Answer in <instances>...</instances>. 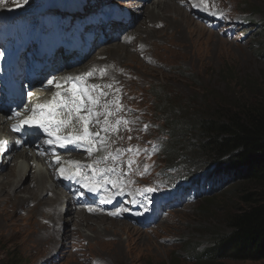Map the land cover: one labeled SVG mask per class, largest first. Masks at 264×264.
Returning a JSON list of instances; mask_svg holds the SVG:
<instances>
[{
    "label": "rangeland",
    "instance_id": "obj_1",
    "mask_svg": "<svg viewBox=\"0 0 264 264\" xmlns=\"http://www.w3.org/2000/svg\"><path fill=\"white\" fill-rule=\"evenodd\" d=\"M183 1L185 5L180 8L184 17L201 25L204 32L199 33L197 29L184 26L187 25L185 22L181 23L178 31L173 25L168 26V23L161 31H157L162 24L160 18L148 14L137 25L141 0L72 2L78 6L70 10L72 16L81 14L77 13L80 11L79 4L83 7L92 6L82 12L105 7L109 13L116 9L125 12L132 16L131 22L137 25L127 32L130 35L126 36V42L112 41L115 44L106 46L119 49V57L113 58L119 61L115 72L111 57L107 59L104 55L107 53H103L106 47L95 49L96 46H93L89 55L92 57L100 53V60L96 59L90 64L84 62L83 67L73 68L76 73H87L86 68H89L92 75L88 77L92 85L98 86L104 93L102 103L108 111L105 112L103 122L104 141H101L95 157L100 159L98 169L106 172L107 179L115 188H122L123 207L121 202L119 207L111 210L99 206L94 208L93 204H88L87 210L94 208L91 209L94 213L90 214L94 217L77 221L65 212L66 201L62 202L59 209L67 222H58L53 234L55 239L58 238L57 232L60 235L66 232L70 237L57 241V247L47 250L46 241L41 239L44 236H38L40 231L32 229L28 213L15 206L11 200L7 210L0 206V262L9 256H17V264H196L206 258L204 254L216 236L227 232L225 217L244 208L240 191H237L242 183L236 177H222L219 190L209 192L206 188H198L194 195L196 189L186 183L185 179L179 178V173L196 170L190 169L189 165L179 164V161H172L174 143L164 128L172 122L168 116L170 104L174 108L182 107L191 112L202 107H213L214 101H224L232 93L245 95V87L240 84V80L246 77L252 83L261 84L264 92V23H259L260 20L264 21V0H203L205 3L202 0ZM58 2L61 6L62 2L69 4L64 0H0V23L8 20L13 12L29 11L38 5L57 10L50 4ZM173 2L178 3L175 0ZM171 23L179 26L176 20ZM13 28V34L0 30V49L23 32L16 26ZM148 31L150 34H146ZM107 32L110 33L109 30ZM165 34H169V43L163 42ZM111 37L116 41L122 38V34ZM39 48L40 44L37 46ZM126 53L133 58L124 55ZM6 56L5 51H0V58ZM113 73L118 85L111 80ZM95 74L100 76V80ZM165 105L168 109L163 110ZM126 116L129 122L124 130L123 120ZM113 150L120 157L124 156L125 161H131V164L126 165V174L133 179L131 186L124 185L125 164L113 159H117ZM18 152L20 150L11 152L7 159H12ZM18 159V162L27 166V161L21 158L15 160ZM29 160L33 172L36 166L44 171L42 164L35 163L33 158ZM207 166L210 165L203 167ZM210 167L213 168L208 167L206 171L218 170L216 165ZM6 170L7 166L0 170L2 179ZM17 174L12 177V181L19 179ZM104 175L100 173L99 177ZM51 177L50 174L46 175L49 185ZM214 182L219 185L217 180ZM180 184L186 192L181 190ZM19 185L33 187L31 180H25V175ZM53 185L49 186L50 189L52 187L54 191L62 192L63 198L67 199L66 192L54 182ZM206 185H209L208 181ZM148 188L153 191H146ZM19 194L20 199H26L27 193ZM44 195H50L49 188L42 193V197ZM117 209H120L117 215L109 214ZM100 211L106 220L115 219L128 224V229L120 232L117 246L111 243L116 239L115 236L108 238L111 230L108 233L110 236H105L106 244L96 245L97 238L91 228L95 227L94 218H98ZM40 223L43 225L42 219ZM75 227L79 229L78 235L73 232ZM98 227L95 230L101 233L103 228H113L104 222H98ZM215 262L264 264V260L235 261L227 258L216 259Z\"/></svg>",
    "mask_w": 264,
    "mask_h": 264
},
{
    "label": "trees",
    "instance_id": "obj_2",
    "mask_svg": "<svg viewBox=\"0 0 264 264\" xmlns=\"http://www.w3.org/2000/svg\"><path fill=\"white\" fill-rule=\"evenodd\" d=\"M250 81L248 77L240 80L245 95L232 93L224 101H214L213 107L191 112L170 104L172 122L164 131L174 143L172 161L196 170L180 173L186 183L197 189L196 193L207 181L209 192L219 190L222 177H236L242 183L237 191L244 208L225 217L227 232L216 236L206 258L196 264H220L215 261L222 258L264 260V92L261 84ZM214 164L218 170L206 171ZM18 261L17 256H9L0 264Z\"/></svg>",
    "mask_w": 264,
    "mask_h": 264
},
{
    "label": "bare ground",
    "instance_id": "obj_3",
    "mask_svg": "<svg viewBox=\"0 0 264 264\" xmlns=\"http://www.w3.org/2000/svg\"><path fill=\"white\" fill-rule=\"evenodd\" d=\"M173 1L169 2V0H145V2L141 4V8L139 9L140 19L138 20L137 25L140 24L139 22L143 19V16L148 14V15L154 16L155 18H160L162 24L159 25V29L157 31H161L167 23H168V26L169 24L173 25L174 29L178 31V29L182 26L181 23L185 22L187 25H184V26H187L189 28L192 27L195 30L197 29L199 33L201 31L204 32V29L201 27V25L196 24L195 22L189 21L182 14L181 8H183V6L185 5L184 1L175 0L178 2L176 4H174ZM202 2L204 1L202 0ZM116 11H120V10L116 9ZM175 20L177 21L179 26H176L173 23H171ZM131 21L132 19L127 21L126 25H130L134 29L137 25L136 24L134 25V23H132ZM185 23H182V24H185ZM108 30L110 31V33H116V32L119 33V31L116 28L107 27L105 25H102L100 28L97 29V31H108ZM120 33H121V30H120ZM146 34H150L149 31L146 32ZM167 37H169V34L164 35L163 42L169 43V40ZM107 42H110V40H108ZM114 42L103 46L102 49H104L106 46L115 44ZM117 46H120V45H117ZM115 48L118 49L117 47ZM114 49L112 47L111 48L106 47L104 51H107V52L103 51V53L108 54V55L104 54L105 58L108 59L109 57H111V62H113L114 64L113 69L115 72L117 65H119L118 63L119 61H114L113 58L119 57L118 56L119 49L115 52L113 51ZM54 50L55 49L52 50V53L54 52ZM124 55H127V53ZM100 56H101L100 53L93 55L92 57L88 58L85 61V63L86 64L94 63L95 61L100 60L99 59ZM127 56L131 57L130 55H127ZM85 63H82L78 66L83 67L82 65ZM88 69L89 68H86V71L87 73H90L91 71H89ZM62 73L70 74L71 70H68L67 68H63ZM72 75L77 76L78 74H72ZM96 77L98 78V80H100V76L96 75ZM84 79L85 80L80 83V89L83 90L87 86H89L92 92L88 93V95L91 96L93 100L96 101L95 103H90L88 101V97H82L83 106L81 107L80 111H81L82 116L88 120V128H89V133H90L89 138L84 141H78L76 144L65 142L64 147H60L59 144L47 145L43 141L40 147L43 149L44 156L51 157V155H55V154L59 155L60 159L64 163L68 164L73 169L77 170V172L81 176L84 177L82 181L85 184L87 183V180H89V185L92 186L95 191L94 195L98 201L97 206L106 207V209L111 210L115 207H119L120 202L123 198V192L121 191L122 188H120L121 190L115 188V186L109 181V179H107L106 172L100 171L101 168L98 169L100 159L95 157L96 151L100 150L101 141H104V123L103 122L105 118V112H108L102 103L103 97L105 96L101 88L93 89L91 87L92 83L87 74L85 75ZM111 80L114 83H116V77L114 76V73L112 75ZM116 84L118 85V83ZM41 92L42 94L39 97L44 99V98H50L51 96H55L58 91L53 89L52 84L44 83L41 86ZM89 108L91 109V112L88 111ZM8 116L9 114H6V113H4L3 115H0V139H6L8 142H10L11 140L8 139L6 128L9 130L11 135L15 134V130L11 128L12 126L11 122L9 120H5V118ZM21 119H25V118H21ZM128 122L129 120L126 116L123 120L124 130L126 129ZM16 124L18 127L19 124L18 123ZM84 126H85L84 119L77 120L73 123V128L79 136L83 135ZM111 143L114 144V142H111ZM89 148L91 149V151L88 150ZM19 150L20 152H18L15 156H13L12 159H7L8 154H9L8 153L6 157L2 158L0 161V170H2L3 168L7 166V170H6L7 172L5 173V177L3 179L0 177V189H1V194H2V196L0 197V206L3 207V209H6L8 202L12 200L13 201L12 203H14L15 206L19 207V209H22L23 212H27L28 213L27 216L29 217L30 225L32 229H35L36 231L41 232V233L40 232L38 233V236H44L41 239L46 241V249L49 250V248H52L54 246L57 247V241H60V240L63 241L67 237H70L69 235H67L68 233L66 232L62 235H60L59 232H57L58 238L55 239L54 234H53L54 231L56 232L55 227L58 225V222L65 221L63 219V215L61 212L62 210L59 209V206L62 204V202L64 203L65 201H67V199H64L65 197L63 198L62 192L58 193L54 191L52 187L50 189L49 187L50 185L54 186L53 182L57 184L53 176L50 179V185H49L48 180L46 178V175H48L49 172H47V170L44 168H43L44 169L43 171L42 168H40L39 166H36L33 172L32 168L29 167L30 160H29L27 151L22 150V149H19ZM17 158H21L27 161L28 162L27 166L22 165L20 162H18L20 159L15 160ZM113 159L125 165H129V162L125 161L124 156H122L121 158L117 156V159L116 158H113ZM92 162H95V164H92ZM63 168L67 169V166L64 165ZM16 173H18L17 177L19 179L14 182L12 181V177ZM100 173H104L105 174L104 177L100 178L99 177ZM0 175H2L1 171H0ZM23 175H25V180H28V181L31 180L33 184L32 188L26 187L25 185L24 186L19 185V182L21 181V178L23 177ZM48 188L50 191V195L49 196L44 195V197H42V193L48 191ZM21 192L27 193L25 200L20 199L19 193ZM64 205H66V202L64 203ZM25 206H29V207L24 208ZM47 208H50V209L47 210ZM105 211L107 212L108 210H105ZM65 212L69 214L73 219H76L77 221L86 220L91 216L94 217L93 215H90L94 213L92 212V210H89V214H86L80 210H75L73 207H69V205H67ZM119 212H120V209H117V210L110 211L109 214L114 215L113 213H116L115 215H117ZM98 213H99V215L97 216L98 218H94L95 227L91 228L93 229V232H95L94 233L95 238H97L96 245L97 243L99 245L106 244L105 236L111 235L108 238H112V237L114 238L115 236L116 239L111 243H113L114 246H117L120 240V237H119L120 232H124L125 230H127L128 224L121 222V221H114L115 219L106 220L105 215L100 214L101 211ZM41 219L43 221V225H41L40 223ZM65 222H67V220ZM98 222H104L105 224L108 223V226L111 225L113 226V228H107V229L103 228V232L101 233L100 230H95L99 228ZM110 230L112 233L109 235L108 233L110 232ZM73 232L76 235H78L79 229L75 227L73 229ZM42 240H39L40 243L43 242ZM28 242L31 244L30 240Z\"/></svg>",
    "mask_w": 264,
    "mask_h": 264
},
{
    "label": "snow or ice",
    "instance_id": "obj_4",
    "mask_svg": "<svg viewBox=\"0 0 264 264\" xmlns=\"http://www.w3.org/2000/svg\"><path fill=\"white\" fill-rule=\"evenodd\" d=\"M87 75L90 76V75H92V73L90 72ZM71 79L72 78H69V80H71ZM80 79H82V77H76L75 78V80H77V81ZM48 83L52 84L53 81H49ZM55 87L59 89L62 87V85L59 82H57L55 84ZM91 87L93 89H95L98 86L92 85ZM68 91L71 93V97H72L71 101H69L67 99H62L60 101L50 102L47 105L38 106L41 108L46 107L48 109V111L47 112H41L40 115L37 116L36 115V109L34 108L33 109V115L29 116L26 120H22L21 126H23L25 124H27L29 126H31L33 124L38 125L41 129H44L48 133V135L51 137L53 135L54 129L58 130L61 125L66 123L63 120H59V121L54 120V116H55V113H56V110L58 107H60V108L67 107L68 103L70 102L76 106L77 111H80L81 107L83 106L82 97H88V101L90 103L96 102L95 100H93V98L91 96L88 95V91L80 89V87L77 83H72L70 88L68 89ZM56 96L60 97L61 93L57 92ZM88 111L91 112V109L89 108ZM81 119H84V124H85L83 135L75 137V138L56 136L55 140L57 143H59L60 147H64L65 142L76 144L78 141H84V140H87L89 138L90 133H89V128H88V120L85 119L84 117H81ZM129 138L131 139V137H129ZM61 141H64V142H61ZM47 143L52 144L53 141L51 139H49L47 141ZM88 150L91 151L90 148ZM129 163L131 164V161ZM60 171H63V169H61ZM106 171H112V169H107ZM146 191L151 192V191H153V189L148 188V189H146ZM113 214L115 215L116 213H113Z\"/></svg>",
    "mask_w": 264,
    "mask_h": 264
},
{
    "label": "clouds",
    "instance_id": "obj_5",
    "mask_svg": "<svg viewBox=\"0 0 264 264\" xmlns=\"http://www.w3.org/2000/svg\"><path fill=\"white\" fill-rule=\"evenodd\" d=\"M175 168H178V166L177 167H174L173 169H175ZM181 186H183V185H181Z\"/></svg>",
    "mask_w": 264,
    "mask_h": 264
}]
</instances>
